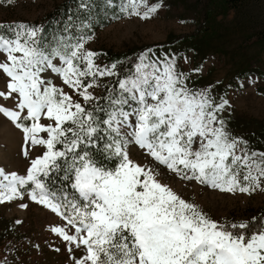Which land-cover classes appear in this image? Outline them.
I'll list each match as a JSON object with an SVG mask.
<instances>
[{"label":"snow or ice","instance_id":"6c2138e0","mask_svg":"<svg viewBox=\"0 0 264 264\" xmlns=\"http://www.w3.org/2000/svg\"><path fill=\"white\" fill-rule=\"evenodd\" d=\"M158 7L147 0H127L121 10L149 19ZM11 31V36L0 34V53L6 54L0 72L7 78L0 98L11 99L15 107L0 105V113L43 151L31 160L26 175L0 168V203L23 199L22 187L33 184L31 199L74 229L73 234L65 227L52 231L68 242L69 252L73 247L85 250L74 264H264V216L259 224L256 217L251 224L215 221L158 181L153 169L130 160L127 152V144L134 143L182 179L223 192L264 191V152L240 148L247 142L226 130L218 116L226 100L216 104L208 90L189 89L174 58L152 60L146 52L135 75L118 82L119 96L106 98L112 110L99 121L95 109L85 107L99 99L89 89L100 87V77L115 75L116 65L97 64L98 54L85 48L86 41L71 45L70 52L46 51L37 39L42 29L21 24ZM48 73L71 91L53 84ZM129 101L137 106L125 111ZM99 123L107 128L100 129ZM102 132L108 134L105 150L120 157L115 170L98 167L87 150L104 138ZM62 164L71 169L72 187L83 205L58 202L61 197L41 179L61 171Z\"/></svg>","mask_w":264,"mask_h":264},{"label":"rangeland","instance_id":"374dc122","mask_svg":"<svg viewBox=\"0 0 264 264\" xmlns=\"http://www.w3.org/2000/svg\"><path fill=\"white\" fill-rule=\"evenodd\" d=\"M62 1L0 0V26L10 30L21 24L35 27L32 24L40 23ZM147 3L159 6L149 19L137 15L121 18L80 41H86L85 48L95 53L111 51L129 55L150 48L147 54L152 60L174 58L176 69L185 74L189 89L208 90L216 104L222 100L228 102L218 116L232 137L247 142L240 148L246 147L249 153L264 152V47L257 44L244 46V39L252 34L251 27L245 21L238 22L236 12L231 9L224 14L218 12L219 2L212 8L209 20L199 10V0H147ZM145 10L141 5V13ZM183 35H195V39L179 41ZM5 56L0 53V60ZM96 63L104 66L100 59H96ZM46 75L53 84L64 87L66 92L71 91L55 73ZM111 79L112 75L100 77V87L89 89L99 98L97 101ZM6 83L7 78L0 72V90H6ZM74 99L84 103L82 97L74 96ZM97 101L87 103L85 107L90 108ZM0 105L15 107L11 99L0 98ZM136 106L135 102L129 101L125 111H132ZM42 123L49 121L42 120ZM40 135L46 137L47 134ZM61 147L57 145L58 149ZM25 150L29 152L28 156L24 155ZM42 151L26 141L22 129L0 113V168L6 173L26 175L31 160ZM127 152L130 160L153 169L158 181L222 224L250 221L264 209V191L258 189L251 194L223 192L196 180L182 179L134 143L127 144ZM47 178L41 179L45 182ZM45 184L50 192L61 197V203H85L76 189L58 194L57 190L64 187L51 188ZM29 185L22 187L23 199L0 203V264H74L86 255L85 250L73 247L69 252L68 242L52 228L65 227L69 234H73L74 229L61 215L31 199L34 185ZM62 211L70 213L71 210Z\"/></svg>","mask_w":264,"mask_h":264},{"label":"trees","instance_id":"16d2710c","mask_svg":"<svg viewBox=\"0 0 264 264\" xmlns=\"http://www.w3.org/2000/svg\"><path fill=\"white\" fill-rule=\"evenodd\" d=\"M218 2V12L224 14L228 9H231L236 12L238 22L245 21L251 27L252 34L244 39V46L249 47L257 44L264 47V0H199V10L206 20L212 17V8ZM126 3L127 0H63L40 23L32 25L42 29L39 32L38 40L41 41L46 51L58 48L61 52H70L72 50L71 45L76 44L81 39L90 38L96 31L104 29L121 18L133 16L121 10L122 5ZM0 34L11 36L12 31L6 26H0ZM195 35H183L178 40L195 39ZM65 45L68 46L67 49ZM148 51H150V48L138 50L129 55H119L111 51L97 53L96 59L102 60L104 66L116 65L113 70L116 74L112 75L110 83L104 87L102 98L89 108L95 109L94 115L99 121L107 119L106 113L112 110L111 101L106 98L110 95L113 99L119 96L118 82L135 75L136 66L140 63L139 58ZM126 107L128 105H124V110ZM99 128L105 129L107 125L99 123ZM101 135L104 138L97 140L94 145H87V150L98 167L115 170L118 167L120 157L113 155L111 150H105L104 144L108 139V134L102 132ZM77 151L79 152L80 149H77ZM70 163L71 158L69 157L68 164ZM61 167V171L51 173L45 181L51 188L64 187L57 190L56 193L58 194L63 193L65 190L70 191L74 183V177L68 165L62 164ZM65 170L68 172V179H65ZM28 187L30 185L26 186V188ZM78 195L80 196L79 192ZM261 216H264V209L256 217L255 223H260L259 217ZM248 222L251 224L253 219Z\"/></svg>","mask_w":264,"mask_h":264}]
</instances>
